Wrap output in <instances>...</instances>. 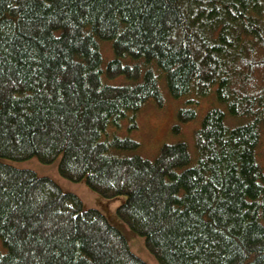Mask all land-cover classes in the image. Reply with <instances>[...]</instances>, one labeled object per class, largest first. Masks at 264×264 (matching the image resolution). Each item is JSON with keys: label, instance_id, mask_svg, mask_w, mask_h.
<instances>
[{"label": "trees", "instance_id": "obj_1", "mask_svg": "<svg viewBox=\"0 0 264 264\" xmlns=\"http://www.w3.org/2000/svg\"><path fill=\"white\" fill-rule=\"evenodd\" d=\"M164 85L177 134L208 110L194 153L181 138L148 158L119 128L164 107ZM263 137L264 0H0V264H148L102 211L9 162L33 155L125 195L160 264H264Z\"/></svg>", "mask_w": 264, "mask_h": 264}, {"label": "rangeland", "instance_id": "obj_2", "mask_svg": "<svg viewBox=\"0 0 264 264\" xmlns=\"http://www.w3.org/2000/svg\"><path fill=\"white\" fill-rule=\"evenodd\" d=\"M102 50L105 58L112 55V49L108 42L102 43ZM164 92L166 94L164 107L159 108L151 103L148 104L135 116V127L130 128L129 119H124L119 132L137 139L141 144L139 152L148 158H153L163 143L181 138L188 142L191 151L194 153V131L208 110L209 100L207 99L206 102L201 103L198 117L183 124L181 133L177 134L173 127L177 121V110L182 102L173 98L165 85ZM260 151L262 152L260 160L264 163V137ZM9 162L19 167L31 168L39 175H47L54 179L64 191L76 193L82 199L85 208L94 207L99 209L113 225L120 229L128 239L131 249L137 255L148 264H160L157 256L146 246L144 236L134 231L118 214L117 208L125 200V195L105 196L88 185L84 179L72 180L62 175L58 166L59 158L52 162H44L37 155H33L23 160H9Z\"/></svg>", "mask_w": 264, "mask_h": 264}]
</instances>
